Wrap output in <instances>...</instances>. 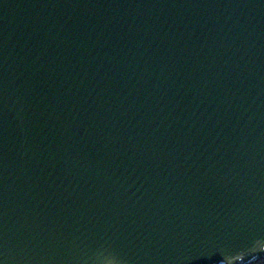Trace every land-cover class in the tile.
<instances>
[{
	"label": "water",
	"instance_id": "water-1",
	"mask_svg": "<svg viewBox=\"0 0 264 264\" xmlns=\"http://www.w3.org/2000/svg\"><path fill=\"white\" fill-rule=\"evenodd\" d=\"M264 261V0H0V264Z\"/></svg>",
	"mask_w": 264,
	"mask_h": 264
},
{
	"label": "built area",
	"instance_id": "built-area-1",
	"mask_svg": "<svg viewBox=\"0 0 264 264\" xmlns=\"http://www.w3.org/2000/svg\"><path fill=\"white\" fill-rule=\"evenodd\" d=\"M260 264H264V261H263V262H261Z\"/></svg>",
	"mask_w": 264,
	"mask_h": 264
}]
</instances>
